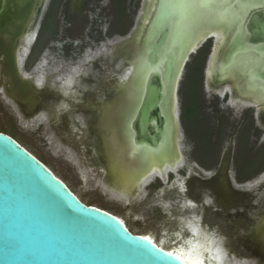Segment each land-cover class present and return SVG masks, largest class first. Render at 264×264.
Here are the masks:
<instances>
[{"label":"rangeland","instance_id":"obj_1","mask_svg":"<svg viewBox=\"0 0 264 264\" xmlns=\"http://www.w3.org/2000/svg\"><path fill=\"white\" fill-rule=\"evenodd\" d=\"M66 2L56 0L52 4L53 23L59 31L55 35L54 31H46L38 37V41L31 46V50L35 48L29 56L26 69L33 65L44 50L43 60L48 61L50 56L55 68L69 63L73 68H80L79 73L86 72L83 76L90 80H77L74 84L77 87L70 90L71 97L105 100L120 85L118 81L123 76V68L130 63L126 57L129 58V53L135 57L134 52H130L132 47L127 43L135 39L133 33L139 26L137 20L142 13L144 0H82V4L80 2L75 6L73 3L69 14L65 11ZM49 5L50 2L45 14ZM249 25L245 23V32L251 30ZM261 27L262 35L256 34L258 38H264V20ZM53 36L55 39L50 41ZM215 43L216 38L204 43L209 45L201 86L205 117L192 128L191 120L187 121L188 127L183 122V105L186 94L187 99L190 95V91L186 93L185 90L189 63L198 50L188 57L181 72L178 86L182 133L180 149L183 154L181 164L167 176V180L157 177L143 188L138 186L132 200L129 194L107 185L102 174L106 175L107 172L95 159L102 140L94 121L99 113L72 109L75 104L68 100L67 94V99L60 101L50 96L27 94V101L34 96L39 98V108L34 113L26 114L10 101L0 75V131H7L35 154L83 202L119 215L132 232L148 233L157 241L164 242L167 248L182 244L188 246L189 238L196 239L189 224L196 214H200L203 222L206 221L209 228L217 233V243L225 241L227 245V248L223 247L226 253L221 264H264V245L256 239L264 237V231L263 235L260 232L261 227L256 229L258 216L264 213V157H259L264 152V105L254 97L241 94L240 80L235 74L219 76L215 72L210 77V83L207 82L206 68ZM108 51L114 55L112 63H109L112 57L109 61L103 59ZM118 60H123L122 66ZM86 61L98 67V74L97 71L95 74L92 70L82 68ZM256 74L260 73L256 71ZM22 75L34 83L33 87H39L26 72ZM93 82L99 84L97 91L94 90ZM127 91L128 87H124V93ZM227 92H230V101ZM195 94L198 95V91ZM133 102L136 105V101ZM250 105H255L257 110H250L247 116L245 109L252 108ZM54 106L58 108L57 112L53 111ZM130 120L126 128L131 139ZM249 120L254 122L253 125ZM148 124L145 121L144 127L148 128ZM255 128L260 129L259 136L255 134ZM224 164L226 169L223 172ZM118 173L123 177V171ZM192 177L203 185L199 202L194 197L187 202L184 200L187 199L185 194L189 183L193 185L191 181L188 183ZM223 184L228 186L230 194L235 195L234 201L230 200L229 204L221 200L220 191L216 190L217 186L223 188ZM184 187L187 188L185 191ZM189 213H192L191 216H188Z\"/></svg>","mask_w":264,"mask_h":264},{"label":"water","instance_id":"obj_2","mask_svg":"<svg viewBox=\"0 0 264 264\" xmlns=\"http://www.w3.org/2000/svg\"><path fill=\"white\" fill-rule=\"evenodd\" d=\"M36 1L0 0V16L2 15L0 18V34L3 36L7 34L8 36L2 42L5 45L4 49L0 47V56L3 53L7 61L2 56V59L0 57V64L6 67L9 72L5 76L1 69L0 75L3 84L10 85L8 89H4L6 95L21 112L26 114H29V112L34 113L39 108L38 106L33 109L29 108L31 102L38 105V99L34 96V98L31 97L27 101L25 99L27 94L53 98V94L56 93L55 90L49 89L38 91L37 88L33 87L34 83L30 79L23 77V72H20V74L17 72L14 64L15 56L17 57L15 51L17 39L10 37L14 17L19 15L17 17L19 19L21 11L23 13L21 22H26L29 15L32 13V17L34 14ZM48 2L49 0H40L39 6L37 4V11H41L42 16ZM238 2L253 3L257 6L264 4V0H238ZM147 4L148 2L144 0L142 13L139 14L137 20L139 26L133 33L135 39L127 43L128 46L132 47L130 52H134L133 47L139 38L138 32L142 28L141 16L145 14ZM152 18L146 22L145 27L142 29L141 38H144L147 34L149 22ZM263 20L264 8L249 13L245 22L250 24L251 29L246 32V38H249V40L246 39L247 43H251L249 44L251 48L262 55H264V38H258L256 34L262 35L260 31L263 30L261 27ZM162 33L163 35H160L150 52V63L152 65L157 63L158 58L168 44L169 30L164 29ZM215 38L216 43L210 60L213 53L216 52L217 57H219V67L221 69L226 68L225 56L231 48L232 41L230 40L228 45H226L227 43L224 45L216 34L201 40L189 53L188 57L199 50L208 39ZM134 55L135 57L129 53V58L126 57L130 63L123 68V78L121 77V81H118L119 87H116L115 92L113 91L109 98H105L106 101H110L115 94H120V97L124 96L123 82L126 84L129 80L126 77L124 78V74L126 70H132L131 66L136 63L137 55L135 52ZM209 62L206 68L208 83H210V78L208 80L207 75ZM174 64L175 57L168 54L165 59L163 73L154 72L148 80L143 101L134 120L136 141L140 146L157 147L164 138L168 126H170L164 111L170 100ZM219 71L218 68L217 74L222 76ZM259 73L254 78L264 83V71ZM178 90L177 87V103L175 106L173 105L171 114L172 120L178 122L176 131L182 136ZM61 93L59 92L58 95ZM69 95H72L70 91L67 92V98H69ZM62 96H64L63 93ZM67 98L65 97V99ZM175 107L176 109H174ZM78 109L84 111L82 108ZM109 111L110 108L106 112ZM145 121L149 122L148 128L144 127ZM181 140L182 138L179 141V146ZM103 143L101 140L100 144ZM181 157H183L182 151ZM225 169L224 164L223 172ZM223 180L225 181V179ZM222 186L228 190V186L224 184ZM232 195V198L235 199V195ZM64 205L70 206V215L63 210ZM191 214L189 213L188 216H191ZM203 223L201 221V224ZM142 238L143 236L131 232L117 217L81 201L65 182L46 167L44 162L28 151L11 134L0 131V264H185L174 254L167 256L166 254L169 252ZM256 239L264 245L263 238ZM160 250H162V253L157 258V253Z\"/></svg>","mask_w":264,"mask_h":264},{"label":"bare ground","instance_id":"obj_3","mask_svg":"<svg viewBox=\"0 0 264 264\" xmlns=\"http://www.w3.org/2000/svg\"><path fill=\"white\" fill-rule=\"evenodd\" d=\"M39 1L40 0H37L35 3L36 5L34 4L35 8L32 17H31L32 14L31 13L28 19H26V22H21L23 13L20 11L19 19L17 18L19 15L18 16L15 15L13 20L14 21L13 27L12 29H10V37H13V39H17V44L15 45V51L17 53V57L15 56L14 64L19 74L21 72L20 67L23 64L24 59H23V54L21 55V53H19L18 48L22 45L25 48L23 49V52L25 53L24 55L26 56L27 53H29L28 47H30V45L33 43L42 19L41 11H37L39 6ZM159 1L160 2L158 4V0H153L152 6L154 8L151 9L152 11H155L154 13L148 15V13L145 11V14L141 16V21H142L141 27H143V25L146 24L145 22L146 20L148 22V20L151 17L153 18L149 22L150 25L147 34L145 35L144 38H141L140 35L142 33V28L138 32L139 38L134 45V52L137 55L136 63H134L132 66L133 71L131 70L130 73L126 72L127 74L126 77L129 80L126 84L125 82L123 83H124V87H128V91L126 92L127 96L123 97L120 100L121 101L120 103L122 104L119 107L120 109L116 115V121H115L116 123L115 124L112 123L113 120L111 116L112 113L106 112L105 110L103 111V113H101V115L104 113L105 114L103 116H100V121H101L100 125L97 128H95L97 134L102 138V141L104 142L103 144L99 143L101 146L97 151V158H95L99 162V164H102L103 168L107 172L106 175L102 173L103 179L105 180L108 186L112 188L113 187L117 188L126 195L129 194V196L132 197L130 200H132L135 197L138 186L143 188V186L150 184L154 180V178L157 177L166 179L167 176L173 171H175L178 168V166L181 164L183 157H181L179 141L182 138V136L179 132L176 131L178 122L177 120H175V122L172 120V114H171V109L173 105L175 106V104L177 103L176 91L178 87V81L181 76V70L188 58V55L197 46L198 38L199 37L202 38V34L204 33L205 29H207L206 25L210 26L211 22L215 24L219 23L215 15H209L207 13L195 17H189V19L186 22L182 23L180 18V13L178 10L164 8V5L166 3L176 4L179 3L180 0H159ZM150 5H151L150 2H148V4L146 5V10L149 9ZM174 25H177L178 27L174 28L173 27ZM180 25H182V28L180 27ZM164 29L169 30L168 44L166 49L164 48V52L158 58L157 63L152 65L150 63V52L153 50L156 41L158 40ZM7 37H8L7 34H4V36L0 34L1 48L5 46L4 43L2 42L3 39L4 38L7 39ZM2 52H4V50H2ZM168 54H172L175 57V64L172 71V86L170 88L171 89L170 100L164 111L168 120V125L170 126H168L164 138L159 142L157 147L154 148L147 145L140 146L136 141L134 120L139 112V108L143 101L144 94L146 91L145 88L147 86L148 80L150 79L151 75L154 72L163 73L165 59ZM3 58L6 60L5 56H3ZM44 61L43 64L48 63V61L45 62ZM261 63H262L261 61L259 60L257 61L250 56H245L243 57V60L238 61L235 65L231 66L229 69L232 70L241 69L240 72L242 73L245 71L247 72V70H249L248 68L255 67L257 64H261ZM1 69L4 72V75L7 76L9 73L7 71V68L2 67L0 68V70ZM131 75L132 77L129 78L128 76ZM43 79L41 78L40 81L43 82ZM70 80L71 79L69 78L68 79L69 83L73 81ZM9 86L10 85L7 84L6 88L8 89ZM258 92H262V91H258ZM133 101H136V105L134 104ZM36 106L37 105L35 104V102H31V107L29 108L33 109ZM174 109H176V107ZM175 115L177 116L176 113ZM51 118L53 119V116ZM129 119H131L129 124L130 129L132 130L131 139L128 138L129 136L127 135L128 131L126 128L127 121ZM107 158H109V160ZM111 162H113V164H111ZM46 167L51 170L49 166L46 165ZM122 171L124 174L123 177L121 175L119 176L118 173ZM53 173L55 176H57L55 172ZM58 178L61 179L60 177ZM188 187L189 189L186 194L187 199L184 198L185 202L189 201L190 199H193V197L199 202L198 199L199 197H201V195H199L198 193L200 192V189L201 187H203V185H201L199 182L197 186L194 187V185H191L189 183ZM186 189L187 188L184 187V191ZM216 190L220 191L219 197L225 203L229 204L231 203L230 200L233 201L232 198L233 195L230 194V192L224 186L223 188L221 186H217ZM76 196L79 198L77 194ZM94 207L99 208L101 210H105L106 212L117 217L132 232V230L128 227L124 219L119 215L114 214L98 206H94ZM256 217L257 216H255V218ZM201 221L204 220L202 215L200 214H196L195 219H191V223L189 225L192 228V232L195 233L194 236L196 239L189 238L188 246H184L182 244L179 247L167 248L164 242L161 243L157 241L154 238V236L148 233H144V234L134 233V232L133 233L137 235H141L143 237L147 236L150 242L160 247L161 249H164L165 251L174 254L178 259H180L185 264H194V262L197 261L201 262V264H221L223 261V257L225 256L226 253V250L223 247L227 248V245L225 241L217 243L218 235H216L213 229L209 228V224L206 221L203 224H201ZM193 223H196L197 226L196 224ZM258 227H261L260 228L261 234L263 235L264 213L258 216L256 229ZM262 238L264 241V237ZM161 241H165V239H161Z\"/></svg>","mask_w":264,"mask_h":264},{"label":"flooded vegetation","instance_id":"obj_4","mask_svg":"<svg viewBox=\"0 0 264 264\" xmlns=\"http://www.w3.org/2000/svg\"><path fill=\"white\" fill-rule=\"evenodd\" d=\"M55 1L56 0H49V2H50V7H49V9L47 10V12H46V14H45V17L43 18V21H42V24H41V27L40 28H38V31H37V34H36V37H35V41H33V46H34V43L35 42H37L38 41V37L40 36V35H43L45 32H46V26H44V24H45V22H46V18H47V15L49 14V13H51L52 12V10H51V8H52V4H54L55 3ZM82 0H67V2H66V6H65V11H67V14H69V9L70 8H72V5H73V3H74V5L76 6L78 3H80ZM146 1H148V0H146ZM48 2V3H49ZM148 2H150V6H149V9L148 10H146V12L148 13V15H151L152 13H154L155 11H152V9L154 8L153 6H152V4H153V0H149ZM159 0H158V4H159ZM81 4H82V2H81ZM83 6H81V8H82ZM152 8V9H151ZM264 8V4L263 5H260V6H256V7H254V8H252V9H250L248 12H247V15H246V19H245V22H246V20H247V16H248V14L249 13H253V12H255V11H257V10H261V9H263ZM145 22H147V20L145 21ZM40 26V25H39ZM228 27V25H226V24H223V23H218V24H215V23H213V22H211V24H210V26L209 25H206V28L207 29H205V31H204V33L202 34V38H198V40H197V44L201 41V40H205L207 37H209L210 35H212V34H216V36H217V38H219V40H220V42H222L224 45L226 44V45H228V43L230 42V40H231V32L230 31H228V32H226V31H224V29L225 28H227ZM50 31V30H49ZM51 31H54V35L55 34H57L58 33V31H59V29L58 28H53ZM226 35V36H225ZM226 37V40L224 41V38ZM53 39H55V36H53L51 39H50V41L51 40H53ZM32 44L30 45V47H28V49H29V53H27V55L25 56L24 54V52H23V49H25L24 48V46H20L19 48H18V51H19V53H21V55L23 54V59H24V61H23V64H22V66L20 67V69H21V73L23 72V73H27L37 84H40L39 85V87L37 88V90L39 91L40 89H42V91H45V90H47V89H49V90H55L56 91V95H57V97H56V95L55 94H53L54 95V97L53 98H56V101H60V100H63V99H65V96H66V94H67V92H69L71 89H75L76 87H77V85H74V84H76V81L77 80H79V82H80V80H83L84 82H86V80H90V79H87L85 76H83L85 73H82L81 71H80V73H79V68L77 67V68H73V66L71 65V64H69V63H67L66 65H60V67H57V68H55V62L50 58V56H49V60H48V63L47 64H43V58H44V56L43 55H45L44 53H43V51H42V54L41 55H39L38 56V59L37 60H35V62H33V65L31 66V67H29V69L27 70L26 69V66H27V64H29L28 62L30 61L29 60V56L31 55V53H32V51H34V48L31 50V46H32ZM250 46V45H249ZM23 47V48H22ZM218 47H220V46H218ZM218 47H217V49H218ZM251 47V46H250ZM22 48V49H21ZM134 48V47H133ZM134 50V49H133ZM21 51V52H20ZM213 52V51H212ZM212 52H211V54H212ZM211 54H210V56H211ZM47 55H50V53L49 54H47ZM25 56V57H24ZM218 56V54L215 52V53H213V55H212V59L210 60V62H209V67H208V71H207V75H208V80H209V78H210V76L211 75H213L216 71H218V68H219V72H220V74L222 75V76H227V75H237L238 77H239V80H240V82H239V88H241V94L242 95H245V96H251V97H254V98H256L257 99V102L259 101V102H261L262 104H264V83H262L260 80H257V79H255L252 75H250L249 73H248V71L249 70H247V72L245 71V72H240L241 71V69L239 70V69H229L230 67L229 66H227L225 69L223 68V69H221L220 67H219V57H217ZM245 56H250V57H252V58H254L255 60H259V61H261L262 63L261 64H257L255 67H251V69H254V71L256 72H260L262 69H263V65H264V55H262V54H260V53H258L257 51H254L253 53H247V52H245V53H242L241 55H240V57L237 59V62L238 61H240V60H243V57H245ZM1 59H2V53H1ZM110 57H112V59L110 58ZM256 57V58H255ZM104 60H107L108 59V61H109V59H111L110 61H109V63H112V62H114V55L112 56V53L110 52V51H108V54H106V57H104L103 58ZM4 60V59H3ZM29 60V61H28ZM122 62H123V60H118V64H122ZM236 62V63H237ZM86 64H83L84 65V67H82V68H87L88 69V71H93V72H95V74H96V71H97V74H98V67H94V65L93 64H90V61L89 62H85ZM235 63V64H236ZM41 64V65H40ZM234 64V65H235ZM44 65V66H43ZM38 66V67H37ZM41 66V67H40ZM122 66V65H121ZM133 66V65H132ZM131 66V68H133ZM233 66V65H232ZM3 66H1V64H0V68H2ZM76 71H75V70ZM227 69V70H226ZM229 69V70H228ZM248 69H250V68H248ZM210 70V71H209ZM239 70V71H238ZM25 71V72H24ZM74 71V72H73ZM84 71H86L85 69H84ZM83 71V72H84ZM132 71H133V69H132ZM126 72H128V73H130L131 72V69H129V70H126L125 71V76H124V78L126 77ZM246 74V75H245ZM43 75V76H42ZM72 77H71V76ZM244 75V76H243ZM97 75H95V77H96ZM252 76V77H251ZM85 77V78H84ZM129 78L130 77H132V75L131 76H128ZM43 79V82H41L40 81V79ZM70 78L71 80H73L71 83H69L68 82V79ZM126 79H128L127 77H126ZM70 80V81H71ZM67 82V83H66ZM209 82V81H208ZM93 83H95V85H94V90H98L99 89V84H97L96 82H93ZM61 86H63V87H61ZM74 86V87H73ZM262 91V92H258V91ZM62 92L63 93V95L64 96H62V93L60 94V95H58L59 94V92ZM213 93H215V91L214 90H211ZM229 94V95H228ZM226 95H228V101H230L231 99H230V92H227V94ZM72 95H69V99L68 100H70V102H72L73 101V103L75 104V106H72V109L73 108H82L84 111H95V112H97V113H99V115H98V117H99V119L97 118V117H95V128H97L99 125H100V123H101V121H100V116H101V113H103V111H107L109 108H110V111L109 112H111L112 113V123H116L115 121H116V115H117V113H118V111H119V107L121 106V104L122 103H120L121 101V99L123 98V97H126L127 96V93H125L124 94V96L123 97H120V94H118V95H113V97L111 98V100L109 101V100H101V99H99V98H97V99H93V100H85L84 98H74V97H71ZM82 97V96H81ZM96 105V106H95ZM100 105H102L101 107H102V109L100 110ZM261 105V104H260ZM100 107V108H99ZM112 107V108H111ZM250 107H252V108H248V109H245V113L248 111H255V110H257V108H256V106L255 105H250ZM116 108V109H115ZM52 109H54V111L55 112H57V110H58V108L56 109L55 108V106L54 107H52ZM257 112V111H256ZM79 117H82V116H79ZM254 118L256 119V117H255V115H254ZM261 133V132H260ZM192 179V180H191ZM188 182H192V184L194 185V187H196L197 186V184L199 183V181L197 180V179H195V177H192ZM194 180V181H193ZM197 182V183H196ZM191 184V183H190ZM200 189V188H199ZM201 189H202V187H201ZM201 189H200V192L198 193L199 195H201V193H202V191H201ZM186 195V194H185Z\"/></svg>","mask_w":264,"mask_h":264},{"label":"snow or ice","instance_id":"obj_5","mask_svg":"<svg viewBox=\"0 0 264 264\" xmlns=\"http://www.w3.org/2000/svg\"><path fill=\"white\" fill-rule=\"evenodd\" d=\"M256 6L253 3H239L238 0H180L176 4L166 3L164 8L178 10L182 23L186 22L189 17L207 13L215 15L219 23L228 25L224 31L231 32L232 45L225 56L224 62L226 66L230 67L236 63L242 53H252L255 51L248 45L246 40L245 19L247 12ZM249 74L254 77V69L250 68ZM63 210L69 215L71 214L70 206L64 205ZM142 239L148 240L149 238L145 236ZM160 253H162V250L157 253V258ZM166 255L171 256L172 253H167ZM194 264H201V262L197 261Z\"/></svg>","mask_w":264,"mask_h":264},{"label":"trees","instance_id":"obj_6","mask_svg":"<svg viewBox=\"0 0 264 264\" xmlns=\"http://www.w3.org/2000/svg\"><path fill=\"white\" fill-rule=\"evenodd\" d=\"M122 1V0H121ZM53 13H49L46 18V22L44 26H46V31L52 30L56 26L54 25L53 21H55V18L52 17ZM209 50V45H203L198 52L192 57L191 62L189 63V74L187 76L186 81V93L187 90L190 91L189 98L187 99L186 94V102L183 105V119L184 124L186 127H188V120H191L190 125L191 128L193 126H197L200 124L201 120L205 117V112L203 108V92H202V78H203V71H204V64H205V58L206 53ZM195 91H198V95L195 94ZM246 115L248 116V111L246 112ZM251 122V123H250ZM249 123L253 125V121L249 120ZM2 132H5L9 134L7 131L2 130ZM260 129L255 128V134L260 135ZM245 138V137H243ZM243 138H241V142H243ZM241 150V144L239 146V152ZM259 155V157H264ZM251 164V163H250ZM248 166L247 168H249Z\"/></svg>","mask_w":264,"mask_h":264}]
</instances>
